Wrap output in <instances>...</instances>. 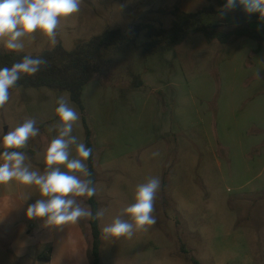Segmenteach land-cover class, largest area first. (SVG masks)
Segmentation results:
<instances>
[{"label":"rangeland","instance_id":"374dc122","mask_svg":"<svg viewBox=\"0 0 264 264\" xmlns=\"http://www.w3.org/2000/svg\"><path fill=\"white\" fill-rule=\"evenodd\" d=\"M218 1L82 0L78 13L60 19L55 45L66 51L104 30L127 32L135 24L136 43L151 40V29L168 28L175 9L227 34L223 44L189 34L144 59L127 50L117 77H97L85 86L94 199L105 211L97 220L98 264H264V19L247 23L230 12L221 17ZM202 7L214 13L195 14ZM240 27L259 38L236 36ZM33 35L22 38L20 53L55 46L41 33ZM129 73L139 74L143 85L132 88ZM60 96L76 108L66 92L12 90L0 109V151L4 134L34 118L40 134L20 151L30 170L44 174L46 148L58 134L53 126ZM72 134L83 142L81 118ZM70 152L76 155L74 145ZM151 177L161 180L157 223L131 238L105 239L102 229ZM40 198L35 185H0V264H91L88 219L57 228L29 218L28 206ZM77 199L88 207L86 197Z\"/></svg>","mask_w":264,"mask_h":264},{"label":"clouds","instance_id":"9594fccd","mask_svg":"<svg viewBox=\"0 0 264 264\" xmlns=\"http://www.w3.org/2000/svg\"><path fill=\"white\" fill-rule=\"evenodd\" d=\"M81 4L82 0H0V43L8 51L20 52L24 48L22 38H34L33 34L39 32L55 45L60 19L78 13ZM237 4L243 5L247 14L259 13L260 18L264 19V0H226L220 10L221 17L234 10ZM47 65L48 61L43 56L24 55L10 67H0V109L9 101V90L17 86L22 75L33 76ZM56 104L58 124L53 127L58 134L46 148L44 174L30 170L25 164L26 153L20 151L31 138L40 134L36 120L29 118L2 137L0 185L15 180L22 185L37 186L41 198L28 206L27 216L43 218L46 225L62 228L81 219L99 220L105 211L101 208L93 213L90 207L83 206L77 199H90L96 194L92 173L87 165L92 149L72 134L80 119L76 108L63 96L57 98ZM73 145L75 156L70 152ZM152 155L155 157L159 153ZM61 166L64 170H61ZM160 187L159 177H151L147 182L138 184L134 202L123 208L102 229L104 238H131L134 231H148L150 226L155 225L157 219L153 212ZM125 216L128 218L125 219Z\"/></svg>","mask_w":264,"mask_h":264},{"label":"trees","instance_id":"16d2710c","mask_svg":"<svg viewBox=\"0 0 264 264\" xmlns=\"http://www.w3.org/2000/svg\"><path fill=\"white\" fill-rule=\"evenodd\" d=\"M226 0L218 1L223 7ZM231 14L239 15L245 19L247 23H258L259 13L251 15L244 11L243 5L237 4V7L229 11ZM212 14L214 11L210 7H202L195 14ZM172 20L168 28H152V39L137 44L140 25L135 24L127 32L120 29H108L92 37L86 42L76 44L71 50L66 51L60 44L55 45L50 50H44L33 57L43 56L47 59L48 65L42 67L41 70L33 76L22 75L16 88H46L57 93L66 92L69 100L76 106L80 113L83 127V143L92 150L91 132L85 122V107L81 100L83 87L97 77L111 80L117 77V70L123 69L121 65L123 56L132 51L141 54L144 59L147 56L160 54L164 51L174 48L180 41L189 34L201 33L206 42L217 40L221 44L225 43L227 34L218 31L217 24H199L193 18L194 14L179 11L177 9L170 12ZM195 16V15H194ZM236 36H248V38L256 40L258 34L249 32L247 27H240L234 31ZM125 52V53H124ZM24 53L13 51H0V67H10L13 63L22 59ZM128 70V69H127ZM131 78V87L139 88L143 85L139 74L129 73ZM89 171L92 173V179L95 181L94 170L92 166V155L87 161ZM86 203L95 213L96 202L94 196L86 197ZM91 233V249L89 256L91 264H98L99 254V236L100 231L97 227V220L88 219ZM193 264H199L196 260H192Z\"/></svg>","mask_w":264,"mask_h":264},{"label":"crops","instance_id":"0c3cea01","mask_svg":"<svg viewBox=\"0 0 264 264\" xmlns=\"http://www.w3.org/2000/svg\"><path fill=\"white\" fill-rule=\"evenodd\" d=\"M260 24L262 25V24H264V23H261V22H260ZM86 85H87V84H86ZM86 85H85V86H86ZM85 86H84L83 89H82L81 100H82V94H83V92H84V88H85ZM97 87H98V86H97ZM99 87H100V86H99ZM99 87H98V88H99ZM82 102H83V101H82ZM11 248H12V242L8 245V249L11 250ZM12 254H13V253H12ZM41 258L47 260V259H48V256H47V254H44V255L41 256Z\"/></svg>","mask_w":264,"mask_h":264}]
</instances>
